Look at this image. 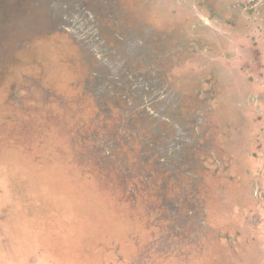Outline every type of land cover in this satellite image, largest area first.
I'll list each match as a JSON object with an SVG mask.
<instances>
[{
    "label": "rangeland",
    "instance_id": "374dc122",
    "mask_svg": "<svg viewBox=\"0 0 264 264\" xmlns=\"http://www.w3.org/2000/svg\"><path fill=\"white\" fill-rule=\"evenodd\" d=\"M192 9L0 0V264H264L245 201L264 163V104L234 65L185 49L212 33ZM135 38L145 44L130 54L119 42ZM115 50L118 73L106 65ZM209 74L230 98L215 120L204 115L199 149L182 164L163 153L171 135L160 116L181 118L162 98H179L191 120Z\"/></svg>",
    "mask_w": 264,
    "mask_h": 264
},
{
    "label": "flooded vegetation",
    "instance_id": "af4514ba",
    "mask_svg": "<svg viewBox=\"0 0 264 264\" xmlns=\"http://www.w3.org/2000/svg\"><path fill=\"white\" fill-rule=\"evenodd\" d=\"M187 0H177L180 6H184ZM193 1V12L190 14L198 20V27L211 28L212 33L208 38L194 36L195 41H191L185 46L186 50L192 51L199 57L208 59V65H234L237 70L239 77L242 81L250 84V93H254L251 96L253 102L259 101L264 104V0H192ZM58 4L55 1L54 7ZM217 4V5H216ZM215 6H219L221 9L218 10ZM186 12V11H185ZM187 13V12H186ZM194 13V15H193ZM199 15V16H198ZM92 17V16H91ZM94 22V20L92 19ZM95 25H92V30H96ZM91 31V33L93 32ZM151 29L145 30V37L150 38L152 34ZM96 33V32H95ZM95 38L88 39L87 44L91 46H97L103 42L99 39L96 42ZM144 38H135L129 41L127 45L120 43L121 46H126V50L130 54L137 53V51L144 46ZM184 48V47H182ZM114 57L113 62L106 65L111 67L114 73H118L124 65L122 59V53L118 50L112 51ZM195 63H202L196 60ZM113 64V65H112ZM234 69L236 70V68ZM212 76V79H211ZM215 74H209L204 80L208 84L207 91H198L196 95V102L199 104L193 107L194 115L190 120L186 111H182L187 108H183L178 102V98L173 103L168 95L162 99V110L169 108V110L175 111L180 115L181 121L176 122L167 115H161L164 124L165 132L164 135L168 136L166 147L163 153L166 155H173V159L180 158L182 164L189 162V149L197 151L199 149L198 140L201 134V128L205 122V114L208 112V119L215 120L213 115L219 110L224 103H227V98H230L228 93L220 89L216 85ZM236 81V80H235ZM239 95V89L236 84V91ZM189 98L188 96H186ZM205 104V106H204ZM254 109V121L262 123L263 117L261 108ZM212 115L213 118L210 116ZM211 118V119H210ZM209 123V121H208ZM264 135V124L260 130H256V138L258 142L261 141V137ZM200 144V142H199ZM258 148H262L261 144H257ZM188 155V156H187ZM187 156V158H185ZM178 160V159H177ZM192 159L190 160L191 164ZM258 182L256 183V192L254 191L246 204L250 208L257 210V215L252 220L251 227L257 233L261 230L264 232V163L262 164ZM257 234H248L246 238L249 241L255 242ZM260 238L264 241V233H259ZM229 243H233L232 239H229Z\"/></svg>",
    "mask_w": 264,
    "mask_h": 264
},
{
    "label": "crops",
    "instance_id": "0c3cea01",
    "mask_svg": "<svg viewBox=\"0 0 264 264\" xmlns=\"http://www.w3.org/2000/svg\"><path fill=\"white\" fill-rule=\"evenodd\" d=\"M263 233H264V232H263ZM263 254H264V253L262 252L260 255H261V256H264ZM258 255H259V254H258Z\"/></svg>",
    "mask_w": 264,
    "mask_h": 264
}]
</instances>
